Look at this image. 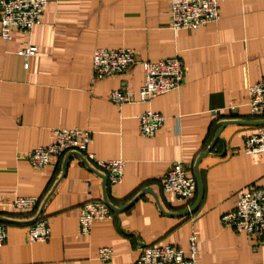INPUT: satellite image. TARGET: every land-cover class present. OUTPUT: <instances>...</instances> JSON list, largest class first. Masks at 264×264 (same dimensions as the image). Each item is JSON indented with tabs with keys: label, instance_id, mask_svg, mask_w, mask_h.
Returning a JSON list of instances; mask_svg holds the SVG:
<instances>
[{
	"label": "crops",
	"instance_id": "crops-1",
	"mask_svg": "<svg viewBox=\"0 0 264 264\" xmlns=\"http://www.w3.org/2000/svg\"><path fill=\"white\" fill-rule=\"evenodd\" d=\"M171 2L49 0L30 32L0 35V219L8 225L0 264H105L98 251L106 246L116 254L107 264H134L144 245L187 249L192 233L199 264H264V243L221 225L240 190L264 187V152L244 146L264 126L249 104L264 75V0H219L220 18L191 30L171 27ZM30 47L38 54L20 53ZM104 47L131 48L137 63L93 80V55ZM174 55L185 62L184 84L141 101L142 61ZM123 88L134 101L108 98ZM149 109L166 117L154 136L139 132ZM58 128L90 130L97 158L125 161L122 181L110 185L77 155L31 166L27 151L53 143ZM177 161L199 182L191 201L163 188ZM21 195L42 198L37 214L50 223L49 240L28 241L36 212L8 204ZM91 200L115 209L86 236L79 214Z\"/></svg>",
	"mask_w": 264,
	"mask_h": 264
},
{
	"label": "built area",
	"instance_id": "built-area-1",
	"mask_svg": "<svg viewBox=\"0 0 264 264\" xmlns=\"http://www.w3.org/2000/svg\"><path fill=\"white\" fill-rule=\"evenodd\" d=\"M49 0H0V35L11 40L15 31L30 32L40 24L44 10ZM171 27L175 29H197L220 18L219 0H172L170 4ZM27 56L38 54L36 47L22 50ZM136 52L128 47L98 48L93 55V80L122 73L136 62ZM144 83L139 97L141 101L150 102L158 95L179 88L186 80V66L180 55L143 60ZM250 111L253 116L264 117V75L249 88ZM111 101L118 105L134 101L132 92L126 88L115 89L108 95ZM139 132L146 136H154L166 120L164 114L146 110L139 116ZM55 141L41 145L26 153V160L33 167H44L51 163L52 158L77 155L88 166L105 173L110 185L120 183L125 173L123 159L97 158L89 150L93 133L78 128H58L55 130ZM245 153L264 152V126L257 132L246 137ZM165 191L173 193L177 198L191 201L198 190L199 182L196 176H191L182 162L173 164L163 179ZM236 207L221 215V225L243 231L257 242L264 243V187L249 186L238 193ZM42 198L21 195L12 199L10 204L17 210H31L38 213ZM1 207V204H0ZM114 206L107 200H91L80 208L79 229L82 235H90L96 220H109L114 216ZM8 225L0 219V247L8 240ZM51 237V226L47 218L37 214L32 220L28 232L30 243L47 241ZM198 235L192 233L187 249L171 244L144 245L134 264H199ZM100 259L109 263L114 259L112 246L101 247L98 251Z\"/></svg>",
	"mask_w": 264,
	"mask_h": 264
},
{
	"label": "water",
	"instance_id": "water-1",
	"mask_svg": "<svg viewBox=\"0 0 264 264\" xmlns=\"http://www.w3.org/2000/svg\"><path fill=\"white\" fill-rule=\"evenodd\" d=\"M225 125V123L222 125V127ZM220 136V133L217 135V137H216V139L218 138ZM214 143H212V145H213ZM211 145V146H212ZM144 191H150V189H145Z\"/></svg>",
	"mask_w": 264,
	"mask_h": 264
}]
</instances>
